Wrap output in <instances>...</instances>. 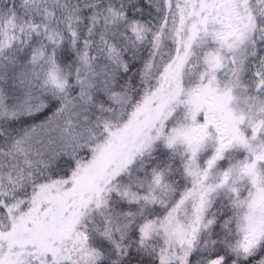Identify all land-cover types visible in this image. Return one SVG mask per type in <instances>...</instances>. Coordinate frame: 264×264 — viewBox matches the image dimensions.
Masks as SVG:
<instances>
[{
    "label": "trees",
    "instance_id": "16d2710c",
    "mask_svg": "<svg viewBox=\"0 0 264 264\" xmlns=\"http://www.w3.org/2000/svg\"><path fill=\"white\" fill-rule=\"evenodd\" d=\"M243 4L207 0L193 12L189 0H0V173L6 160L15 169L35 165L18 186L0 174V210L40 181L71 179L108 131L127 128L126 142L142 147L141 156L116 179L122 196H93L79 215L74 230L88 246L80 262L160 264L161 241L142 243L139 228L195 190L192 180L201 192L217 181L202 194L206 210L199 200L189 205L213 222L190 226L175 264H261L264 178L258 190L250 181L263 162L264 118L254 121L263 116L253 109L251 121L234 107L247 89L235 73L219 76L227 64L221 52L245 42L252 14ZM227 21L237 35H225ZM40 256L6 264L59 258Z\"/></svg>",
    "mask_w": 264,
    "mask_h": 264
},
{
    "label": "rangeland",
    "instance_id": "374dc122",
    "mask_svg": "<svg viewBox=\"0 0 264 264\" xmlns=\"http://www.w3.org/2000/svg\"><path fill=\"white\" fill-rule=\"evenodd\" d=\"M189 2L193 12L209 7L206 5L207 0H189ZM243 8L247 13L250 11L252 14V18L247 19V26L245 27L247 30L245 29L244 32L245 42L237 43L239 46L235 47L238 49L237 52L234 47L221 52V57L227 61V64L219 76L229 77L235 73L236 78L242 82L240 84H245L247 89L243 96L245 97L244 102L243 97L241 98L242 101L235 100L234 107H239L238 110H241L251 121H253L251 112L254 109L263 116L260 119L255 114V117L253 116L254 121L261 122L264 118V0H244ZM155 12L159 13V16H161V20H159L163 23L162 3H157ZM188 17L189 15L186 14V20ZM186 20L180 23L184 24ZM149 26L151 25L144 24L141 28L147 29ZM224 27L227 37L234 36L233 34L237 35L235 33L236 28L229 21L226 24L224 23ZM215 33L218 32L215 31ZM169 39V37H166V40ZM247 46L252 47L248 49ZM243 57L247 61L246 64L243 63ZM61 74L65 75L66 72ZM219 76L221 82L223 79ZM62 79L58 81L59 84L63 82ZM217 86L219 87V84ZM144 104L145 102L142 104L140 111L133 113L134 116L143 112ZM241 104H243V108L240 106ZM246 112L249 114L247 115ZM128 134L127 128L108 131L105 136L108 139L101 147H97V151L94 150L86 163L79 165V169H75L71 179L66 181H40L30 188L31 191L27 198L17 200L12 205L10 204L0 210V264H6L8 257L17 258V256H22L25 253L28 256L33 254L38 256L58 254V260L51 264H77V262L82 261L83 253L86 254H84L86 259L87 242L74 230V226L79 215L88 206L93 196L103 195L106 191H114L119 196L123 195V192H119L116 179L123 172L127 174L126 167L131 163H133L130 165L131 169L135 170V162L140 158V151L142 150V147L138 145L128 146L126 142ZM261 155L257 158V160H261L263 157L260 170L253 171L250 181L255 190L260 189L264 178V152ZM6 161L3 163L0 174L3 175V181L11 186L24 183L25 178L31 175L30 171L35 167L34 163L26 162V165L21 163V168L15 169L13 168L14 164L8 160ZM124 161L125 163H123ZM190 169L192 170V168ZM34 172L35 168L32 173ZM188 175L191 178L193 172L188 170ZM190 181L192 183L190 186L194 187L195 190L189 188L182 191L180 195H184L175 200L174 207L164 213L160 221L146 223L139 228L142 243H146L153 236L161 241L160 264H175L178 262L181 246L189 233L191 225L207 229L210 228L213 222L212 217L204 218V215L201 216L196 212H191L189 205L191 202L197 203L199 200L201 202L200 205L197 204L199 209L206 210L204 202L207 197L202 196V194L208 195L217 181L210 183L209 188L202 192L199 190V182L196 184L194 181ZM157 185L156 189L163 200V184ZM129 187L123 190L129 189ZM188 190L192 191L187 192ZM151 193L152 190H150V193L147 192L149 195ZM133 197L135 198L136 195L134 194ZM145 197H148L146 193ZM262 202H264L263 197H260L258 203L261 205ZM259 220L254 219L255 223ZM260 223H258L259 228L261 227ZM255 233L257 234L258 231ZM73 239L74 243H72ZM76 257H78L77 261L75 260ZM34 263L48 264L44 263L42 258H38ZM78 264L84 263L80 262ZM261 264H264V255Z\"/></svg>",
    "mask_w": 264,
    "mask_h": 264
}]
</instances>
